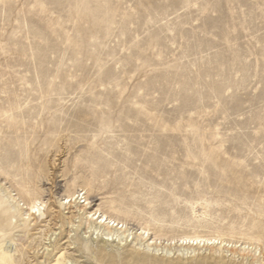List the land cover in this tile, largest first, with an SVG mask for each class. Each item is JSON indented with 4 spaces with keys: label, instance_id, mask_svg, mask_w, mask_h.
Masks as SVG:
<instances>
[{
    "label": "rangeland",
    "instance_id": "rangeland-1",
    "mask_svg": "<svg viewBox=\"0 0 264 264\" xmlns=\"http://www.w3.org/2000/svg\"><path fill=\"white\" fill-rule=\"evenodd\" d=\"M23 190L42 203L29 223L7 200L27 212ZM70 194L159 251L133 235L95 255L69 245ZM188 236L229 247L186 251L176 241ZM254 259L264 264V0H0V264Z\"/></svg>",
    "mask_w": 264,
    "mask_h": 264
},
{
    "label": "bare ground",
    "instance_id": "bare-ground-1",
    "mask_svg": "<svg viewBox=\"0 0 264 264\" xmlns=\"http://www.w3.org/2000/svg\"><path fill=\"white\" fill-rule=\"evenodd\" d=\"M23 194L25 196H28L27 212H24L21 208L23 204L19 205V202H16L15 199H13L11 196L8 197L7 200H13V204L11 206H13L17 211V215L20 220L22 222L29 223L31 216L39 212L38 207L42 203L34 199L33 197H30V193L28 192V190H23ZM83 199L84 200L81 202L77 196L75 197L74 194H70L66 197L65 202H63L62 200V203L59 204L61 207L68 205V209H71L69 212V216L67 217V225L70 227L67 234V242L69 245H75L79 242L83 246L81 250L83 249V251L89 253L90 255H95L106 251L104 250L105 246H108L111 243H113L115 246H118V244L123 243V241H126L127 238L133 235L134 240L145 244L146 248L152 247L153 250L159 251V247H161L160 241L158 242L157 240L148 237V233L146 231L141 229L140 231L132 233L125 226V223L123 221L102 213L99 209L93 212L87 211L88 203H85V197ZM76 222L78 223L77 225H75ZM72 227H75V229H79L82 227V229L85 230L84 234H89V238L72 240V238L70 237L71 232H73ZM92 236H95L94 239H97V237H99V242L102 246L98 247V249L94 248L93 246L94 241L92 239ZM172 243L174 242L171 241L169 246ZM176 243H179L180 246H186V251L188 249H192V251H194L195 247H207L209 248V250L218 252L223 250L224 247H229V244L224 243L216 237L204 238L198 236H188L179 238ZM167 246L168 244H165L163 249L165 252L169 253L170 247ZM47 249L48 247L45 246V250ZM248 250V246H243L239 249L240 255L247 256L248 254H252V256H254V253H256L254 251L252 253L251 250ZM226 252H228V250H226ZM57 263H59V261ZM254 263L260 264V262H258V260L256 259H254ZM71 264H75V262Z\"/></svg>",
    "mask_w": 264,
    "mask_h": 264
}]
</instances>
